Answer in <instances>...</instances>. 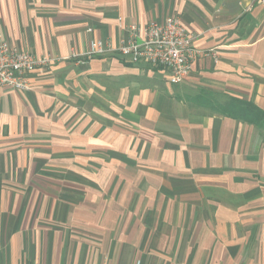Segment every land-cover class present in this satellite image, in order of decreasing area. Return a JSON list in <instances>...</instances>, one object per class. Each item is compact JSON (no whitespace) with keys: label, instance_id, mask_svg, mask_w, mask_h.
I'll return each mask as SVG.
<instances>
[{"label":"crops","instance_id":"1","mask_svg":"<svg viewBox=\"0 0 264 264\" xmlns=\"http://www.w3.org/2000/svg\"><path fill=\"white\" fill-rule=\"evenodd\" d=\"M175 15L202 51L180 83L107 51L0 87V264H264V129L190 97L264 110V3L0 0V31L65 57Z\"/></svg>","mask_w":264,"mask_h":264},{"label":"built area","instance_id":"2","mask_svg":"<svg viewBox=\"0 0 264 264\" xmlns=\"http://www.w3.org/2000/svg\"><path fill=\"white\" fill-rule=\"evenodd\" d=\"M257 1L264 3V0ZM127 30L128 37L115 45L109 40L91 39L85 50L73 48L65 57L36 56L28 49L11 44L0 32V87L27 90L30 87L29 74L37 68L67 58H75L79 62L107 51H116L133 63L143 61L164 67L169 72V81L177 84L184 80L192 62L202 53L194 44V36L176 15L152 19L143 25L133 22Z\"/></svg>","mask_w":264,"mask_h":264},{"label":"trees","instance_id":"3","mask_svg":"<svg viewBox=\"0 0 264 264\" xmlns=\"http://www.w3.org/2000/svg\"><path fill=\"white\" fill-rule=\"evenodd\" d=\"M199 92L196 97H191L194 103L264 129V110L252 101L235 96H227L224 100H220L219 95L214 92L205 90Z\"/></svg>","mask_w":264,"mask_h":264},{"label":"rangeland","instance_id":"4","mask_svg":"<svg viewBox=\"0 0 264 264\" xmlns=\"http://www.w3.org/2000/svg\"><path fill=\"white\" fill-rule=\"evenodd\" d=\"M152 20V19H151ZM1 32V31H0ZM2 33V32H1ZM3 34V33H2ZM200 92L196 91L193 94L191 93L190 97H196ZM189 97V98H190Z\"/></svg>","mask_w":264,"mask_h":264}]
</instances>
